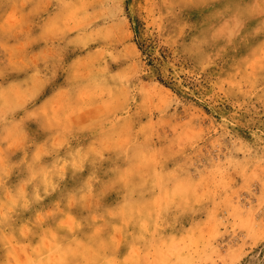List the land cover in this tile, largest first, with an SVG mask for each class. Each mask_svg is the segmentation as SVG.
Returning a JSON list of instances; mask_svg holds the SVG:
<instances>
[{"label": "snow or ice", "instance_id": "1", "mask_svg": "<svg viewBox=\"0 0 264 264\" xmlns=\"http://www.w3.org/2000/svg\"><path fill=\"white\" fill-rule=\"evenodd\" d=\"M15 7L0 34V264H264V126L170 117L137 84L143 57L135 78L121 69L141 38L122 0ZM152 7L151 43L168 56L157 76L264 52V0ZM231 88L264 105V62Z\"/></svg>", "mask_w": 264, "mask_h": 264}, {"label": "rangeland", "instance_id": "2", "mask_svg": "<svg viewBox=\"0 0 264 264\" xmlns=\"http://www.w3.org/2000/svg\"><path fill=\"white\" fill-rule=\"evenodd\" d=\"M24 2L25 0H0V34L14 27L15 17L18 15L15 5ZM73 2L78 5H107L112 0H73ZM122 2L127 4L126 22L130 23L131 28L141 38L132 46L135 51L128 50L120 53L125 61L121 69L135 78L139 60L143 57L144 67L148 69V78L145 79L144 75H141L137 79V84L148 89L149 94L157 95L161 104H170L168 109L170 117H184L195 128H203L205 131L213 121L217 124L230 118L239 121L240 115L252 120L255 126L253 131L264 126V120H262L264 112L260 110L264 105H260L259 97H245L238 90L234 91L231 88V84L238 77H247L249 73L260 71L261 64L264 62V52L259 50V43L238 56L221 61V64L207 76L201 77L199 73L195 76L189 75L190 70L183 66L179 68L173 66L171 78H166L163 73L157 76L152 70L153 65L157 62L163 64L168 60V56L166 52L163 55H157L158 51L164 50L158 48L157 44L151 43L150 16L153 11L157 15L160 14V8L153 9L152 6L162 5L165 0H122ZM100 11L105 15L109 14L106 9ZM118 42L119 37L113 41V46H117ZM85 55L87 56V53ZM156 85H159V88ZM161 89H167V91L162 92ZM65 103L66 101L63 100H53L49 108L60 107ZM131 110L135 114L134 105L131 106ZM234 113L238 114L234 116ZM121 116L129 119L126 112H122ZM244 123L247 124L248 120L246 119ZM229 127H232L231 123ZM0 259H7L2 245H0Z\"/></svg>", "mask_w": 264, "mask_h": 264}]
</instances>
